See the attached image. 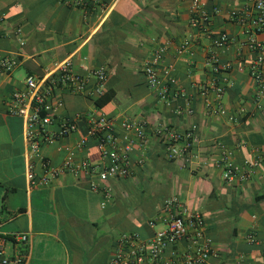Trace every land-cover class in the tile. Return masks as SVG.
<instances>
[{
	"label": "crops",
	"instance_id": "obj_1",
	"mask_svg": "<svg viewBox=\"0 0 264 264\" xmlns=\"http://www.w3.org/2000/svg\"><path fill=\"white\" fill-rule=\"evenodd\" d=\"M254 1L200 0L209 19L195 28L193 0H0V53L19 61L12 73L0 71V240L8 258H21L13 264H110L120 236L134 234L145 240L164 227L158 223L151 228L149 222L168 217L169 199L179 204L172 212L183 207L204 214L216 251L205 264H264V198H258L264 197V159L250 179L235 184L224 181L214 160L221 143L233 150L238 164L256 159L264 148V97L256 104L259 88L247 70L255 54L247 44L246 27L229 17L233 10L251 11ZM222 33L231 43L225 50L214 49L213 39ZM258 39L264 42V31ZM186 40L189 50L178 53ZM163 45L168 51L161 71L170 68L176 79L172 93L185 91L192 115L185 111V97L166 105L146 82L143 67ZM211 50L229 66L230 82L220 102L227 111L224 116L210 112L200 92L216 77L206 66ZM67 59L81 72L105 66L104 91L114 97L98 107L93 78L85 93L58 90L64 102L59 116L81 117L74 133L42 145L43 159L57 166L63 163L67 148L86 135L88 113L148 126L151 142L144 163H138L141 153L134 151L131 175L106 183L112 190L106 207L102 193L90 190L96 177L66 171L50 186L35 187L27 177L30 163L37 176L45 169L41 160L29 156L26 122L11 113L12 96L26 92L28 76L41 77L54 63ZM208 98L214 100V92L209 91ZM192 125L198 127L194 160L168 159L157 130ZM56 126L55 122L50 129ZM77 159L100 165L96 141L89 140ZM15 233L28 240L12 238ZM186 246L183 241L179 249Z\"/></svg>",
	"mask_w": 264,
	"mask_h": 264
},
{
	"label": "built area",
	"instance_id": "obj_2",
	"mask_svg": "<svg viewBox=\"0 0 264 264\" xmlns=\"http://www.w3.org/2000/svg\"><path fill=\"white\" fill-rule=\"evenodd\" d=\"M103 3V0H95ZM77 6H83L81 1H76ZM191 23L195 28H201L209 19L200 0H193ZM232 21L246 27L247 44L254 52V59L247 70L255 80L259 88L256 104L264 97V42L258 39V34L264 31V0H255L251 11L230 12ZM4 21L0 14V24ZM20 32V30H18ZM231 39L227 33H222L213 39V48L225 50L229 47ZM190 41H184L178 53L189 50ZM168 51V45H163L155 50L152 57L146 61L143 72L148 86L154 89L158 99L170 105L178 96L185 97V91L180 89L172 93L176 79L171 74L170 68L161 71L160 64ZM16 57L5 56L0 53V71L10 74L18 66ZM206 66L215 74L214 82L210 86L203 85L200 89L204 96L208 110L216 115L224 116L226 109L221 105V99L229 84V66L223 64L215 51L211 50L207 58ZM84 72V73H83ZM78 71L73 67L70 59L56 62L41 77L28 76L25 80L26 92H16L11 99L10 111L14 115L22 116L26 122V138L29 156L42 161L45 173L42 176L35 174L32 163L28 167V180L30 187L50 186L60 175L66 171L76 176L81 174L96 177L90 183V190L100 192L103 195L102 206L112 199V190L106 185L111 179L127 178L132 173L134 151L138 150L141 157L139 164H143L150 146L148 126L144 121L123 120L118 121L103 113H88L85 116L87 122L86 135L80 139L74 147L67 148V155L59 166L43 159L41 148L44 143H52L57 139L66 138L77 130V121L81 117L59 116V111L64 108V102L56 93L58 90L67 89L73 93H85L89 87L90 79H95L99 96L104 94V85L108 79V69L105 66L86 67L84 71ZM209 91L214 92L215 99L210 101ZM179 109V113L182 112ZM185 111L192 115L194 110L191 100L185 97ZM245 114L246 110H239ZM232 122L236 117L228 116ZM57 123L56 129L50 127ZM118 128L121 133L118 132ZM157 134L165 145V153L168 159H184L191 163L195 158V147L198 141V127L192 125L188 129L178 130L171 126H165L157 130ZM89 140L97 143L102 163L95 165L88 160L77 159V155L86 146ZM215 165L222 171L224 181L230 184L244 182L250 179L254 171L264 159V148L256 159L246 160L241 164L234 161V152L224 144H218ZM176 199H169L165 203L166 219L158 217L149 222L151 228L158 223L164 227L148 239H140L134 234H123L119 238L117 251L110 264H205L210 257L216 254L213 241L206 233V219L204 214L188 211L181 207L177 212L172 208L178 206ZM180 207V206H179ZM12 238L27 241L25 234L15 233ZM251 242L256 239L249 236ZM185 241L186 248L181 251L179 245ZM21 258L10 259L6 256L3 242L0 240V264L20 263Z\"/></svg>",
	"mask_w": 264,
	"mask_h": 264
},
{
	"label": "trees",
	"instance_id": "obj_3",
	"mask_svg": "<svg viewBox=\"0 0 264 264\" xmlns=\"http://www.w3.org/2000/svg\"><path fill=\"white\" fill-rule=\"evenodd\" d=\"M114 95L110 93V91L104 92L99 98L95 100V103L98 107L105 105L106 103L110 102L113 99ZM259 199L264 197H258Z\"/></svg>",
	"mask_w": 264,
	"mask_h": 264
}]
</instances>
